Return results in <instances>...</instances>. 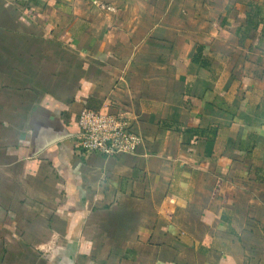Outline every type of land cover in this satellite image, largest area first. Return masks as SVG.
I'll list each match as a JSON object with an SVG mask.
<instances>
[{
  "label": "crops",
  "instance_id": "1",
  "mask_svg": "<svg viewBox=\"0 0 264 264\" xmlns=\"http://www.w3.org/2000/svg\"><path fill=\"white\" fill-rule=\"evenodd\" d=\"M0 264H264V0H0Z\"/></svg>",
  "mask_w": 264,
  "mask_h": 264
},
{
  "label": "built area",
  "instance_id": "2",
  "mask_svg": "<svg viewBox=\"0 0 264 264\" xmlns=\"http://www.w3.org/2000/svg\"><path fill=\"white\" fill-rule=\"evenodd\" d=\"M109 100L106 110L84 107L78 115L77 146L83 155L99 153L105 157L135 154L142 137L134 129L133 120L124 111H111Z\"/></svg>",
  "mask_w": 264,
  "mask_h": 264
}]
</instances>
